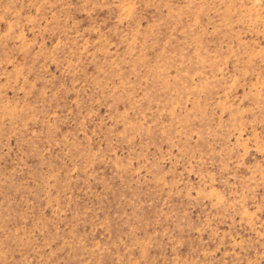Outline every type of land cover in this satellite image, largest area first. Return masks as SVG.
I'll return each instance as SVG.
<instances>
[{
	"label": "rangeland",
	"instance_id": "obj_1",
	"mask_svg": "<svg viewBox=\"0 0 264 264\" xmlns=\"http://www.w3.org/2000/svg\"><path fill=\"white\" fill-rule=\"evenodd\" d=\"M0 264H264V0H0Z\"/></svg>",
	"mask_w": 264,
	"mask_h": 264
}]
</instances>
